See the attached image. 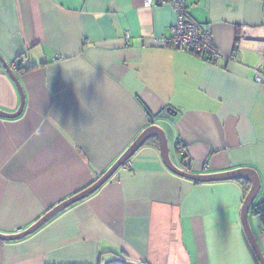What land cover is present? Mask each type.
<instances>
[{"label":"crops","instance_id":"0c3cea01","mask_svg":"<svg viewBox=\"0 0 264 264\" xmlns=\"http://www.w3.org/2000/svg\"><path fill=\"white\" fill-rule=\"evenodd\" d=\"M186 7L222 56L167 44L169 1L0 0V110L20 112L0 116V232L28 228L90 186L152 125L180 169L243 170L264 207V0ZM167 107L173 120L158 115ZM244 182L174 173L154 135L96 192L24 239L0 240V264H261L243 224Z\"/></svg>","mask_w":264,"mask_h":264},{"label":"water","instance_id":"95a60500","mask_svg":"<svg viewBox=\"0 0 264 264\" xmlns=\"http://www.w3.org/2000/svg\"><path fill=\"white\" fill-rule=\"evenodd\" d=\"M4 67L8 70L10 76L17 84L22 104H21V111L22 107L24 106L25 98L22 92V87L20 85V82L16 75L12 72L8 62L4 61L2 59ZM20 112L18 113H8L0 110V116L2 117H17ZM160 117L169 118L171 120L174 119L176 112L171 108L167 107L163 109L159 114ZM159 127L157 125H152L146 128L137 138L134 140V142L124 151V153L115 161V163L102 175L100 176L94 183H92L87 188L81 190L80 192L76 193L75 195L63 200L56 206H54L52 209H50L45 215H43L38 221L30 225L28 228L21 230L16 233H3L0 232V240L2 241H16L24 239L25 237L29 236L30 234L34 233L36 230H38L40 227H42L44 224H46L48 221H50L54 216L58 215L62 211L66 210L70 206L74 205L75 203L87 198L94 192H96L103 184H105L110 178L116 173V171L125 164L140 148L143 146V144L154 135H157L159 138V143L162 150V155L164 156V159L166 161V164L172 170L174 173L186 177L188 179L198 181V182H211V181H219V180H230V179H248L251 182V186L249 188L248 194L246 195V198L244 200L243 204V211H242V218H243V224L245 226V229L247 231V234L249 236L250 243L252 245V248L254 249L259 261L261 264H264V255L262 254L258 243L256 242L255 237L253 236L250 227H249V220L248 215L250 212V209L257 198L259 191H260V185L257 179L255 178H247L243 170H232L225 173L220 174H194L187 171H184L180 169L170 156L169 158V152L167 149V136L165 133V130H161V132L158 133Z\"/></svg>","mask_w":264,"mask_h":264},{"label":"built area","instance_id":"2783aa9c","mask_svg":"<svg viewBox=\"0 0 264 264\" xmlns=\"http://www.w3.org/2000/svg\"><path fill=\"white\" fill-rule=\"evenodd\" d=\"M169 1L177 13V21L171 27V33L166 38L168 45L201 54L208 60H215L222 56V52L217 47L213 31L210 26H202L194 20L188 13L186 7L187 0H144L145 5L153 6ZM129 34H127V39ZM1 67V62H0ZM256 80L264 82V73L257 69ZM178 148L183 154L184 144L179 142ZM264 214V207L258 211Z\"/></svg>","mask_w":264,"mask_h":264},{"label":"trees","instance_id":"16d2710c","mask_svg":"<svg viewBox=\"0 0 264 264\" xmlns=\"http://www.w3.org/2000/svg\"><path fill=\"white\" fill-rule=\"evenodd\" d=\"M31 67H32V65H28V66L24 65V64L22 63V60H18V62L16 63V69H18V70H20V71H22V70H28V69H30ZM244 183H246V186H247L246 189L248 190L249 186H248L247 182H244ZM261 207L263 208L262 203H260V204H258V205H255V204L253 205V208H254V210H255L256 212L260 211Z\"/></svg>","mask_w":264,"mask_h":264}]
</instances>
